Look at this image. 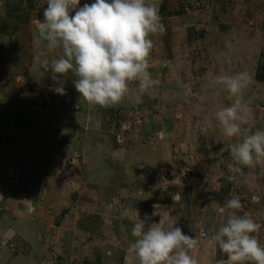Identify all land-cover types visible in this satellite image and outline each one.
<instances>
[{
  "label": "rangeland",
  "instance_id": "374dc122",
  "mask_svg": "<svg viewBox=\"0 0 264 264\" xmlns=\"http://www.w3.org/2000/svg\"><path fill=\"white\" fill-rule=\"evenodd\" d=\"M149 2L165 26L151 36L158 83L138 94L133 82L102 107L71 73L64 95L50 90L41 62L63 53L35 27L48 0H0V264H139L131 229L145 214L159 222L164 206L199 239L198 264H217L213 237L227 219L218 208L234 196L264 245V159L228 171L236 138L215 113L236 97L214 83L247 72L242 128H264V0Z\"/></svg>",
  "mask_w": 264,
  "mask_h": 264
},
{
  "label": "clouds",
  "instance_id": "9594fccd",
  "mask_svg": "<svg viewBox=\"0 0 264 264\" xmlns=\"http://www.w3.org/2000/svg\"><path fill=\"white\" fill-rule=\"evenodd\" d=\"M79 3L48 0L43 20L35 22L46 49H61L63 53L57 59L41 62L55 82L50 90L64 95L65 78L71 73L80 96L91 104L109 107L129 94L133 82L138 85V94L157 84L149 69L154 47L151 36L165 31L159 8L149 0H92L82 7ZM250 81L247 72L218 74L214 79L230 97H236L215 113L223 135L236 138L227 145L234 161L227 168L234 174H242V166L264 159V128H242L248 109L241 96ZM174 199L179 201L181 194ZM242 207L239 196H234L218 208L227 219L213 237L224 257L217 264H264V245L255 235L259 225L251 216L238 214ZM162 208L159 222L152 221L148 214L138 216L131 229L129 252L135 254L139 264H198L191 252L199 247V239L185 234L167 207Z\"/></svg>",
  "mask_w": 264,
  "mask_h": 264
}]
</instances>
